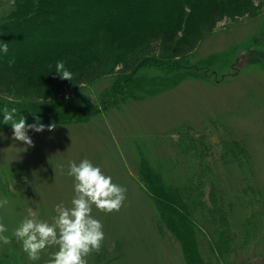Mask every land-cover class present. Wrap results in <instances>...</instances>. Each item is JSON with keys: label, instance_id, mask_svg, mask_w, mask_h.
<instances>
[{"label": "rangeland", "instance_id": "374dc122", "mask_svg": "<svg viewBox=\"0 0 264 264\" xmlns=\"http://www.w3.org/2000/svg\"><path fill=\"white\" fill-rule=\"evenodd\" d=\"M251 7L256 14L250 11L236 21L219 23L194 55L173 65L179 69L160 70L146 63L138 77L152 92L155 86L160 91L136 90V97H116L126 101L121 107L112 98L109 110L92 111L91 103L103 102L101 92H110L107 78L67 90L42 114L16 111L15 119L24 116L33 124L38 117L46 126L42 133L28 132L33 146L13 141L11 125L3 124L0 114V200H8L0 208V223L11 239L7 245L0 242V259L10 256L26 263L13 231L29 207L38 212V219L51 223L56 205L70 206L75 193L69 163L87 159L126 189L119 211L104 213L93 206L91 214L103 225L104 240L99 252L86 257L87 264H187L178 240L155 227L158 209L140 173L150 168L167 184L184 176L171 148L183 127L192 129L195 137L198 129L207 128L223 139L244 141L253 163L254 188L264 197V1L254 0ZM52 123L56 128L49 132ZM218 173L225 192L236 198L244 175L238 169ZM235 209L233 228L243 241L246 213L239 201ZM260 223L264 226V217ZM263 236L250 240L240 257L235 255L236 264H264ZM57 250L47 247L33 264H47Z\"/></svg>", "mask_w": 264, "mask_h": 264}, {"label": "trees", "instance_id": "16d2710c", "mask_svg": "<svg viewBox=\"0 0 264 264\" xmlns=\"http://www.w3.org/2000/svg\"><path fill=\"white\" fill-rule=\"evenodd\" d=\"M253 3L0 0V43L8 44L7 54L0 50V111L7 107L42 114L67 90L77 91L107 78L110 92H101L102 104L91 103L89 108L107 111L113 106L112 98L121 107L126 101L117 99L119 95L136 97V90L151 94L152 87L146 88V81L138 77L146 63L160 70L179 69L173 65L194 55L219 23L236 21L250 11L256 14L250 8ZM59 61L73 74L72 82L54 73ZM160 90L155 86L153 92ZM196 133L197 137L183 127L171 141L173 157L185 171L181 179L167 184L150 168L140 171L158 209L155 227L178 240L187 264H236L235 255L240 257L250 240L264 235L260 223L264 197L254 188L253 163L244 141L223 139L207 128ZM222 169H238L244 175L236 198H230L220 182ZM236 201L246 213L243 241L233 228ZM0 263L19 261L2 256ZM25 264L33 262L28 259Z\"/></svg>", "mask_w": 264, "mask_h": 264}, {"label": "clouds", "instance_id": "9594fccd", "mask_svg": "<svg viewBox=\"0 0 264 264\" xmlns=\"http://www.w3.org/2000/svg\"><path fill=\"white\" fill-rule=\"evenodd\" d=\"M0 50L8 52V44L0 43ZM10 63H12L10 61ZM56 75L61 80L73 81V74L68 71L63 61L55 65ZM45 101L41 98V103ZM2 123L10 124L13 141L23 142L33 146L28 132L42 133L46 126L36 117V123L27 124L26 117L18 120L16 109L3 108ZM56 124L47 126L52 132ZM68 175L74 180V196L70 206L58 204L55 206L56 215L52 222L38 219V212L32 207L27 209V216L13 231L14 238L21 243L22 250L30 261H38L40 253L47 247H56L47 264H87L86 257L92 252H99L104 240L103 225L92 216L93 206L101 212L112 213L119 211L126 199V189L114 184L110 176L84 159L79 164L69 163ZM8 200H0V208L5 207ZM8 230L0 223V242L7 245L11 243L10 237L4 235Z\"/></svg>", "mask_w": 264, "mask_h": 264}]
</instances>
